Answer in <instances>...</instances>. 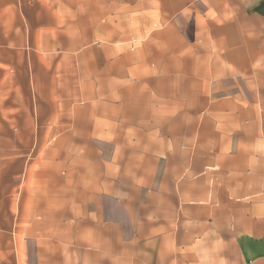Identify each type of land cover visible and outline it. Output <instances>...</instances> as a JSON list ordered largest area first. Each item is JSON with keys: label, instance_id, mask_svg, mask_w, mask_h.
<instances>
[{"label": "crops", "instance_id": "crops-1", "mask_svg": "<svg viewBox=\"0 0 264 264\" xmlns=\"http://www.w3.org/2000/svg\"><path fill=\"white\" fill-rule=\"evenodd\" d=\"M264 0H0V264H264Z\"/></svg>", "mask_w": 264, "mask_h": 264}, {"label": "built area", "instance_id": "built-area-1", "mask_svg": "<svg viewBox=\"0 0 264 264\" xmlns=\"http://www.w3.org/2000/svg\"><path fill=\"white\" fill-rule=\"evenodd\" d=\"M261 133H262V138L264 140V119L261 120Z\"/></svg>", "mask_w": 264, "mask_h": 264}]
</instances>
